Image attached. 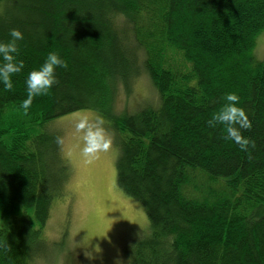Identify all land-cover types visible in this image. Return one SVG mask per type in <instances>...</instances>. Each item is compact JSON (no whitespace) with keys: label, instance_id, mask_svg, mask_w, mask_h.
<instances>
[{"label":"trees","instance_id":"obj_1","mask_svg":"<svg viewBox=\"0 0 264 264\" xmlns=\"http://www.w3.org/2000/svg\"><path fill=\"white\" fill-rule=\"evenodd\" d=\"M12 28L23 68L0 83V264L42 257L61 161L43 129L81 110L104 113L116 185L145 209L128 264H264V0H0V40ZM49 52L66 66L25 114V80ZM140 64L159 104L118 117L115 90ZM226 93L250 122L245 148L209 124Z\"/></svg>","mask_w":264,"mask_h":264},{"label":"rangeland","instance_id":"obj_2","mask_svg":"<svg viewBox=\"0 0 264 264\" xmlns=\"http://www.w3.org/2000/svg\"><path fill=\"white\" fill-rule=\"evenodd\" d=\"M253 57L257 61L264 57V31L256 37ZM141 69L140 64L127 84L119 83L113 96L114 115H132L158 106V94ZM103 115L81 110L43 129L61 139V161L55 164L59 172L54 176L60 193L51 202L42 230L46 248L36 264H128V244L149 233L142 204L116 185L118 139ZM95 127L105 130L110 140L107 149L101 147L100 138L85 139L88 130ZM86 144L96 145L97 150L85 152Z\"/></svg>","mask_w":264,"mask_h":264},{"label":"clouds","instance_id":"obj_3","mask_svg":"<svg viewBox=\"0 0 264 264\" xmlns=\"http://www.w3.org/2000/svg\"><path fill=\"white\" fill-rule=\"evenodd\" d=\"M23 39V33L18 28L9 30V38L7 41L0 40V83L6 87H12L11 76L14 73H19L23 68V61L17 59V41ZM65 67L64 61L55 52H49L43 64L30 71L25 80L27 96L23 100L21 107L25 114L31 106L34 97L41 95L47 91L56 81V67ZM225 104L220 111L212 117L209 124L222 123L226 127L227 137L233 139L241 148H245L249 141L242 137L240 129L250 127V122L247 120L242 107L237 106L239 97L235 93L225 94ZM82 127V126H81ZM89 136L100 138L102 148L107 149L110 140L107 138L105 130L100 127L90 128L86 133L85 139ZM97 150L96 145H85L84 151L91 152Z\"/></svg>","mask_w":264,"mask_h":264}]
</instances>
